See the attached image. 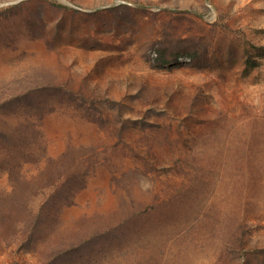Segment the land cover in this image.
Wrapping results in <instances>:
<instances>
[{"label": "rangeland", "instance_id": "1", "mask_svg": "<svg viewBox=\"0 0 264 264\" xmlns=\"http://www.w3.org/2000/svg\"><path fill=\"white\" fill-rule=\"evenodd\" d=\"M0 264H264V0H0Z\"/></svg>", "mask_w": 264, "mask_h": 264}]
</instances>
